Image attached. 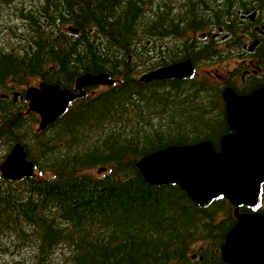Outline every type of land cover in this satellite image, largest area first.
<instances>
[{
  "label": "trees",
  "instance_id": "trees-1",
  "mask_svg": "<svg viewBox=\"0 0 264 264\" xmlns=\"http://www.w3.org/2000/svg\"><path fill=\"white\" fill-rule=\"evenodd\" d=\"M255 8L264 0H0V162L21 142L40 173L0 178V264H225L230 203L198 205L136 167L168 144L209 139L218 148L228 130L219 83L136 74L227 57L248 33L240 14ZM218 27L224 48L207 31ZM102 71L117 82L40 132L23 100L1 96L33 76L71 87Z\"/></svg>",
  "mask_w": 264,
  "mask_h": 264
},
{
  "label": "water",
  "instance_id": "water-1",
  "mask_svg": "<svg viewBox=\"0 0 264 264\" xmlns=\"http://www.w3.org/2000/svg\"><path fill=\"white\" fill-rule=\"evenodd\" d=\"M189 60L156 69L144 80L183 77L191 73ZM105 76H84L79 82H104ZM42 85V84H41ZM74 95L56 85L30 88L26 98L29 109L41 114V124L52 121ZM223 97L231 127L236 129L221 138L220 152H214L211 142L193 146H170L158 150L139 162V167L151 183L177 181L198 203L224 192L234 203L237 198L252 203L259 183L264 178V86L249 96L239 97L228 88ZM39 99L44 102L39 104ZM33 164L26 160L23 146L16 143L0 170L5 178L18 179L32 174ZM224 260L230 264H264V216L246 214L239 217L226 235L221 247Z\"/></svg>",
  "mask_w": 264,
  "mask_h": 264
},
{
  "label": "flooded vegetation",
  "instance_id": "flooded-vegetation-1",
  "mask_svg": "<svg viewBox=\"0 0 264 264\" xmlns=\"http://www.w3.org/2000/svg\"><path fill=\"white\" fill-rule=\"evenodd\" d=\"M256 11V16L254 17V19L250 20V27L251 29L255 30L258 33H261L264 35V11L263 8H258V10ZM258 46H261L260 50H261V56L259 58H261V62L260 65L256 68V70H254V74L256 76V78H258V82L257 86L251 88V90H247L246 93H241V94H247L249 92H251L254 88L260 86L262 83H264V38H259V43ZM259 50V51H260ZM257 51V49H256ZM243 209L245 210L244 213H248L250 212V209L248 206H243ZM255 210L257 212L263 213L264 214V184L262 186V192H261V200H260V204L255 208Z\"/></svg>",
  "mask_w": 264,
  "mask_h": 264
},
{
  "label": "rangeland",
  "instance_id": "rangeland-1",
  "mask_svg": "<svg viewBox=\"0 0 264 264\" xmlns=\"http://www.w3.org/2000/svg\"><path fill=\"white\" fill-rule=\"evenodd\" d=\"M219 64H221V62H210L205 67H204V65H201L199 68V72L197 73L198 74L197 76L203 74L204 73L203 71L215 72L219 68Z\"/></svg>",
  "mask_w": 264,
  "mask_h": 264
}]
</instances>
